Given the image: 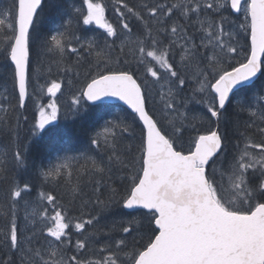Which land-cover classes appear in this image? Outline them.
<instances>
[{
    "label": "snow or ice",
    "instance_id": "1",
    "mask_svg": "<svg viewBox=\"0 0 264 264\" xmlns=\"http://www.w3.org/2000/svg\"><path fill=\"white\" fill-rule=\"evenodd\" d=\"M51 6L0 3V264H264V0Z\"/></svg>",
    "mask_w": 264,
    "mask_h": 264
},
{
    "label": "trees",
    "instance_id": "2",
    "mask_svg": "<svg viewBox=\"0 0 264 264\" xmlns=\"http://www.w3.org/2000/svg\"><path fill=\"white\" fill-rule=\"evenodd\" d=\"M7 0H0V3H5L6 4ZM100 2L105 3L108 5V10L106 12V16L111 22H116V17L114 15V12L112 11V6H111V0H100ZM49 3L53 6L46 8V12L44 15V21L48 26H51L57 18V12L58 9L55 5L58 4H83V0H49ZM52 9V10H50ZM86 26H83V30L81 32L82 35L88 33V30L85 29ZM33 110L27 105V114L31 116ZM94 120V116L92 113H89L88 116H86L83 120H74L71 116L69 118H64V119H58L56 123L57 125V131L60 135L70 137L73 141L74 144H77L79 146L82 143H86V137L83 133V129L91 126ZM39 139V138H38ZM48 142V138L45 137L44 140L41 142L40 147L43 148L44 144ZM41 158H46V157H41ZM21 179L22 180H30L36 188L37 192L39 190V181L36 179V177L31 173V172H26L21 174ZM55 193L60 196L63 193V188L57 186L54 189ZM36 193H34L35 195ZM75 214V212L73 213Z\"/></svg>",
    "mask_w": 264,
    "mask_h": 264
},
{
    "label": "rangeland",
    "instance_id": "3",
    "mask_svg": "<svg viewBox=\"0 0 264 264\" xmlns=\"http://www.w3.org/2000/svg\"><path fill=\"white\" fill-rule=\"evenodd\" d=\"M76 7H81L82 4H79V5H76V4H72ZM59 19V18H57ZM55 22H58V20H56ZM55 22L49 26V27H54L55 26ZM86 30H88V33L84 34V35H94L96 33H102L103 30L102 29H99L97 28L95 25H91V26H86L85 28ZM44 79H47V80H51V79H60V77L58 75H56L55 72L52 73L51 76H46ZM44 79H42V83L44 82ZM74 91V89L70 90L67 86V83H66V80H65V83L63 84V90H62V93H58L57 94V101L61 107V113H60V117L59 119H64L66 118V114H67V111H68V106L70 105V96H71V92ZM48 100H49V97L47 96H44L42 98V103L44 104H47L48 103ZM27 105L31 108V110L34 109V105H33V101L31 99H29V101L27 102ZM70 115H67V118H69ZM102 123V121H101ZM34 195V194H33Z\"/></svg>",
    "mask_w": 264,
    "mask_h": 264
},
{
    "label": "bare ground",
    "instance_id": "4",
    "mask_svg": "<svg viewBox=\"0 0 264 264\" xmlns=\"http://www.w3.org/2000/svg\"><path fill=\"white\" fill-rule=\"evenodd\" d=\"M52 8V7H51ZM50 10H52V9H50ZM53 27V26H52Z\"/></svg>",
    "mask_w": 264,
    "mask_h": 264
},
{
    "label": "water",
    "instance_id": "5",
    "mask_svg": "<svg viewBox=\"0 0 264 264\" xmlns=\"http://www.w3.org/2000/svg\"><path fill=\"white\" fill-rule=\"evenodd\" d=\"M130 111V110H129Z\"/></svg>",
    "mask_w": 264,
    "mask_h": 264
}]
</instances>
